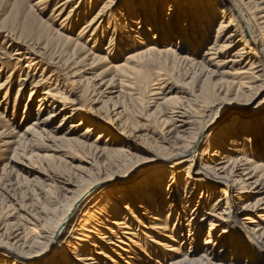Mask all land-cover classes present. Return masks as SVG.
Returning <instances> with one entry per match:
<instances>
[{
    "label": "bare ground",
    "instance_id": "1",
    "mask_svg": "<svg viewBox=\"0 0 264 264\" xmlns=\"http://www.w3.org/2000/svg\"><path fill=\"white\" fill-rule=\"evenodd\" d=\"M14 1L0 264H264V0Z\"/></svg>",
    "mask_w": 264,
    "mask_h": 264
},
{
    "label": "rangeland",
    "instance_id": "2",
    "mask_svg": "<svg viewBox=\"0 0 264 264\" xmlns=\"http://www.w3.org/2000/svg\"><path fill=\"white\" fill-rule=\"evenodd\" d=\"M25 2H24V4L22 5V12H24V8L27 6V4H28V0H24ZM183 1H188V0H183ZM15 3V1L14 0H0V18H2V19H4L5 17H8L9 16V14H10V11H11V8L13 7V4ZM51 7L52 6H49V8L46 10V15L47 14H49L50 13V9H51ZM164 12L166 13V10H164ZM64 14L65 13H62L60 16H59V19L58 20H60V19H63L64 17ZM21 20H26V17H24V19H21ZM76 32L78 31V29H76L75 30ZM107 40V39H106ZM0 41H1V36H0ZM105 44H106V42H104V46H105ZM2 47H1V45H0V49H1ZM5 50V49H4ZM13 62L14 61H11V60H9V59H7V58H3V56H1L0 55V63L1 64H3V66L5 67V68H8V69H5L4 68V70H2V71H0V73H2V75L0 76V80H2L5 76H6V74H7V72H8V70L11 68V66H12V64H13ZM188 73H189V71H187L186 70V67H182V66H174V67H168V69L166 70V74L171 78V80L172 81H174L175 82V84L176 85H178V87H175L174 89H172L171 90V93H170V95H176V96H178V97H182V98H184L185 97V95L184 94H182V92L179 90L180 88H179V85L181 86V84L180 83H182V82H184V81H186L185 79H186V76L188 75ZM16 76H14L13 77V88H12V90L10 91V95H11V97H12V94H13V92H14V89L16 88V84H15V80H16ZM10 79V78H9ZM189 88H191V86H189ZM210 95H212L211 93H210ZM11 97H10V99H11ZM92 100H88V103L87 104H89V106H94V105H96L97 103H95L94 104V101L93 102H91ZM22 104H23V101H21L20 102V104L19 105H21L22 106ZM92 104V105H91ZM140 103H134L133 105H131V108H137L138 110H140L141 108H140V105H139ZM253 104H255V103H253ZM8 108H9V106H8ZM105 108H107V106H105ZM18 110H19V108H18ZM1 111H3V106H1L0 107V112ZM244 111V112H243ZM251 114H250V112L249 111H247V110H240L239 108H234L230 113H227V114H225L221 119H220V122H219V128L220 127H222V126H224V125H227V124H230V123H233V122H235L238 118H240V117H242V116H250ZM5 116V113L3 114V117ZM7 120V121H6ZM20 120L17 118L16 120L15 119H13L12 118V116H10V115H7L6 116V118H5V120H4V122H2L1 123V127H0V130L1 129H7V122H10V124H11V128H13L14 129V132H21L22 130H23V128L25 127V123L24 124H20L19 126L17 125V123L19 122ZM136 121H137V123H139V124H141V125H143V123H145V120H143V119H141V118H136ZM113 137H114V139H116V140H120L121 138H120V136L118 135V134H116L115 132H113V131H110L109 132ZM145 138H147L148 139V142L150 143V142H152L151 141V139H149L148 137H145ZM130 141H131V139H129ZM133 141V140H132ZM132 143H136L135 141L134 142H132ZM137 144V143H136ZM138 145L141 147V143H138ZM143 145H145V144H143ZM124 147H125V149H127L128 151H129V153H131V154H135V155H142V157H144V154H143V151L140 149V148H138V147H135L133 144H131V143H126L125 145H123ZM147 146V145H146ZM12 153H13V151H12V148L11 149H9V150H4V151H2L1 153H0V167H3L4 165H7V166H9V165H11V164H13L14 163V161H12V159H11V157H12ZM18 190V189H17ZM21 191V189L19 188V191L17 192V191H15L16 192V195L18 196V199L21 201V202H23V203H25V202H28L29 200H25L24 201V199H25V194H24V192L22 193V191ZM20 192V193H19ZM22 193V194H21ZM19 194H21V195H19ZM24 194V197L22 196ZM20 196V197H19ZM21 196H22V198H21ZM4 202L3 201H1L0 200V216H1V213H2V218H0V220H2V219H5V211H4V207H5V203L3 204ZM3 204V205H2ZM15 206V205H14ZM1 211H4V212H1ZM4 213V214H3ZM4 217V218H3Z\"/></svg>",
    "mask_w": 264,
    "mask_h": 264
},
{
    "label": "snow or ice",
    "instance_id": "3",
    "mask_svg": "<svg viewBox=\"0 0 264 264\" xmlns=\"http://www.w3.org/2000/svg\"><path fill=\"white\" fill-rule=\"evenodd\" d=\"M236 264H243V259L241 258V260L237 261Z\"/></svg>",
    "mask_w": 264,
    "mask_h": 264
}]
</instances>
